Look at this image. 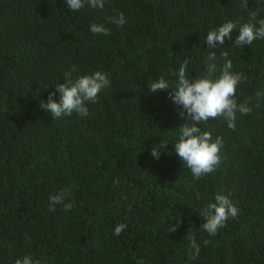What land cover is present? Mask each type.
Segmentation results:
<instances>
[{"label": "trees", "instance_id": "1", "mask_svg": "<svg viewBox=\"0 0 264 264\" xmlns=\"http://www.w3.org/2000/svg\"><path fill=\"white\" fill-rule=\"evenodd\" d=\"M254 11L264 18V0H105L75 12L66 0H0V264L26 254L47 264H264V39L235 47L234 29L223 45L206 42ZM121 12L122 26L106 23ZM94 22L110 34L92 33ZM223 51L247 77L235 98L252 110L237 113L235 130L221 118L201 125L223 138V159L196 179L173 149L183 106L149 82H175L185 60L189 78L212 63L217 78ZM96 71L110 86L87 102L88 116L52 119L41 106L66 73ZM162 139L169 144L156 159ZM62 188L72 209L50 211ZM217 193L239 214L210 236L199 213ZM118 223L127 225L119 236ZM189 230L201 244L195 259Z\"/></svg>", "mask_w": 264, "mask_h": 264}, {"label": "clouds", "instance_id": "2", "mask_svg": "<svg viewBox=\"0 0 264 264\" xmlns=\"http://www.w3.org/2000/svg\"><path fill=\"white\" fill-rule=\"evenodd\" d=\"M86 5L103 9L105 0H66V6L73 12L79 11ZM251 17L249 22L239 25L232 20H227L209 31L206 36L209 48H214L217 43L223 45L225 38L231 40L234 29L238 30L233 43L235 47L251 45L256 39H264V18L257 19L255 11L251 13ZM106 23L122 26L125 23L124 14L121 12L118 18L107 17ZM89 30L94 34H110V29L105 26V22L91 23ZM221 55L225 63L217 78H213L216 71L215 63L207 66L205 74L189 78L188 61L185 60L178 71L173 73L176 77L175 82L166 80L164 77L149 82L150 92L169 90L174 102L183 106L180 115L181 117L186 115L187 120L179 126V135L173 144V149L196 179L213 173L223 159L221 155L223 138L213 137L212 132L203 130L201 125L206 124L210 118L213 120L221 118L226 121L229 129L235 130L237 113L247 115L252 110L248 101L238 103L235 98L238 84L247 77L240 72L232 71L233 62L228 58L227 51H223ZM208 59L215 60V51L210 53ZM109 86L110 80L107 74L101 71L81 75L75 80L71 73H66L64 81L55 84L47 101H41V106L51 115L52 119L70 116L73 112L80 116H88L87 102L95 103L98 94ZM57 93H59V100L55 99ZM168 144L162 139L157 146L152 147L151 155L159 159L161 151L166 150ZM48 199L50 211H55L57 205H62L65 212L73 207L69 199V189L62 188L51 194ZM238 214L239 209L236 204L227 195L217 193L215 202L207 203L199 213L203 221L201 229L210 236H214L218 229L225 226L230 217L236 218ZM181 222V220H176L170 232L176 231ZM126 227V224L118 223L114 228V235L119 236ZM186 238L190 241L189 259H195L201 251V244L190 230ZM202 243L206 247L210 241L204 239ZM15 264H47V261L34 260L31 255L26 254L16 259ZM138 264H143V261H139Z\"/></svg>", "mask_w": 264, "mask_h": 264}]
</instances>
